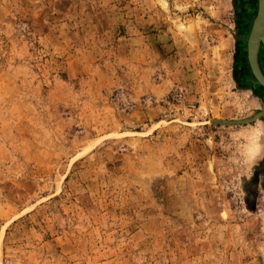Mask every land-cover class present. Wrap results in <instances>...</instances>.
<instances>
[{
    "label": "rangeland",
    "instance_id": "rangeland-1",
    "mask_svg": "<svg viewBox=\"0 0 264 264\" xmlns=\"http://www.w3.org/2000/svg\"><path fill=\"white\" fill-rule=\"evenodd\" d=\"M257 7L0 0V264H264Z\"/></svg>",
    "mask_w": 264,
    "mask_h": 264
},
{
    "label": "water",
    "instance_id": "water-1",
    "mask_svg": "<svg viewBox=\"0 0 264 264\" xmlns=\"http://www.w3.org/2000/svg\"><path fill=\"white\" fill-rule=\"evenodd\" d=\"M262 43L264 46V0H258L257 14L253 20L251 31L249 33V38L247 43V54H248V61L250 63L254 76L264 87L263 74L261 73V71L255 73L251 65L252 63L251 55L253 56L254 60L257 63V55ZM250 120H252V118L243 119L239 122H248Z\"/></svg>",
    "mask_w": 264,
    "mask_h": 264
},
{
    "label": "bare ground",
    "instance_id": "bare-ground-1",
    "mask_svg": "<svg viewBox=\"0 0 264 264\" xmlns=\"http://www.w3.org/2000/svg\"><path fill=\"white\" fill-rule=\"evenodd\" d=\"M260 48H262V49H263V52H264V46H263V43H262V45H261ZM251 59H252V63H251V65H252V67H253V69H254V72L257 73V72L261 71V68H260V66H259L258 60H257V63H256V61L254 60V58H253L252 55H251ZM257 68H258V69H257ZM261 73H262V71H261ZM262 74H263V73H262ZM263 76H264V74H263Z\"/></svg>",
    "mask_w": 264,
    "mask_h": 264
}]
</instances>
